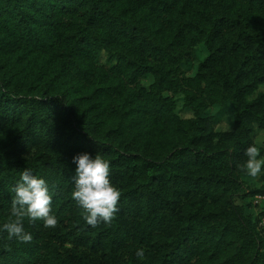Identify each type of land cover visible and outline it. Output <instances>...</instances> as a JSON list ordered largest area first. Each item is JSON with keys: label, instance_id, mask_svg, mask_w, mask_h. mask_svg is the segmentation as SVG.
<instances>
[{"label": "trees", "instance_id": "16d2710c", "mask_svg": "<svg viewBox=\"0 0 264 264\" xmlns=\"http://www.w3.org/2000/svg\"><path fill=\"white\" fill-rule=\"evenodd\" d=\"M259 86L264 0H0V225L25 168L57 219L0 232V264H264V174L239 167ZM83 152L109 161L110 223L72 197Z\"/></svg>", "mask_w": 264, "mask_h": 264}, {"label": "clouds", "instance_id": "9594fccd", "mask_svg": "<svg viewBox=\"0 0 264 264\" xmlns=\"http://www.w3.org/2000/svg\"><path fill=\"white\" fill-rule=\"evenodd\" d=\"M246 159L239 167L250 177L264 174V157L255 145H249L244 152ZM75 165L73 175L72 197L84 210L83 219L89 226L98 223H110L118 212L117 202L119 189L110 182L109 161L99 155L90 156L87 152L75 154L72 158ZM11 217L0 225V232H6L9 239L15 238L27 243L32 235L25 231L24 219L29 221L43 220L44 226L54 228L57 219L50 214L51 194L44 178L38 177L25 168L13 188ZM137 258L144 256V249L138 248Z\"/></svg>", "mask_w": 264, "mask_h": 264}, {"label": "rangeland", "instance_id": "374dc122", "mask_svg": "<svg viewBox=\"0 0 264 264\" xmlns=\"http://www.w3.org/2000/svg\"><path fill=\"white\" fill-rule=\"evenodd\" d=\"M99 61L101 64H105L106 63V55L105 54H100L99 56ZM151 78L146 79L145 81H142L143 84L145 86H148L149 84H151ZM258 93H262L264 94V86H259L257 88V90L253 93V95L251 96V98H255L256 95ZM231 122H232V117H230V122L227 125V122L225 120L221 121L217 126H216V130L218 131H227L231 129ZM252 140L254 142V144L256 146H261L263 141H264V135L262 131L256 130L253 134H252ZM261 202V198L260 197H256L254 198L251 203L253 205H257ZM260 206V205H259Z\"/></svg>", "mask_w": 264, "mask_h": 264}]
</instances>
